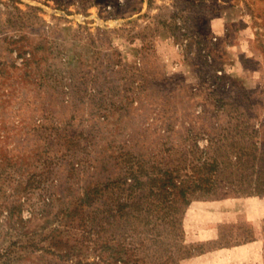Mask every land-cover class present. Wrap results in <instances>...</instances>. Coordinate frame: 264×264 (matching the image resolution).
Instances as JSON below:
<instances>
[{
	"label": "rangeland",
	"instance_id": "rangeland-1",
	"mask_svg": "<svg viewBox=\"0 0 264 264\" xmlns=\"http://www.w3.org/2000/svg\"><path fill=\"white\" fill-rule=\"evenodd\" d=\"M198 254L264 264V0H0V264Z\"/></svg>",
	"mask_w": 264,
	"mask_h": 264
},
{
	"label": "crops",
	"instance_id": "crops-1",
	"mask_svg": "<svg viewBox=\"0 0 264 264\" xmlns=\"http://www.w3.org/2000/svg\"><path fill=\"white\" fill-rule=\"evenodd\" d=\"M217 252H220V251H217ZM206 258H207V255L206 254H198V255L193 256V257L185 258L182 262L185 263V264L186 263L192 264L190 262H193L194 264H197L198 262H203L201 260H204ZM231 261H233L232 264H237L238 259L236 257H234L233 260L232 259H229L228 262H231ZM200 264H202V263H200ZM211 264H230V263H223V261L221 262V260H218L216 263H211Z\"/></svg>",
	"mask_w": 264,
	"mask_h": 264
},
{
	"label": "trees",
	"instance_id": "trees-1",
	"mask_svg": "<svg viewBox=\"0 0 264 264\" xmlns=\"http://www.w3.org/2000/svg\"><path fill=\"white\" fill-rule=\"evenodd\" d=\"M174 183V182H173ZM175 185V184H174ZM182 192L184 191V189L181 190ZM184 193V192H183Z\"/></svg>",
	"mask_w": 264,
	"mask_h": 264
}]
</instances>
